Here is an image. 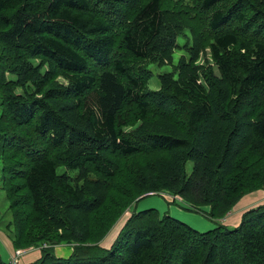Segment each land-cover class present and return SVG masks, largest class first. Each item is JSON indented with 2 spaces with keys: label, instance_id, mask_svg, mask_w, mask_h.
<instances>
[{
  "label": "trees",
  "instance_id": "1",
  "mask_svg": "<svg viewBox=\"0 0 264 264\" xmlns=\"http://www.w3.org/2000/svg\"><path fill=\"white\" fill-rule=\"evenodd\" d=\"M162 1L0 0V153L11 146L28 150L23 163L9 165L24 184L22 189L20 184L13 187L14 207H28L26 235L19 238L13 233L17 246L23 247L28 236L34 244L78 240L71 230L77 224L62 207L81 209L79 204H94L95 198L91 190L86 198L81 196L84 186L75 182L68 167L96 174L92 185L110 179L113 184L118 168L110 157L114 153L131 157L151 150H181L174 167L142 179L138 196L164 191L212 219L223 217L222 210L233 209L260 182L248 155L264 154V0H229L223 8L224 0L202 1L205 9L215 7L209 21L214 30L210 46L221 74V100L216 96L219 90L210 92V82L188 68L159 75L161 88L167 73L172 75L166 93L146 90L153 71L149 66V75L138 74L132 62L142 60L148 66L162 56L156 52L168 22ZM125 6H135L136 12L132 19L125 16L120 27L122 47L132 56L123 61L113 51L117 41L107 15L122 12ZM102 7L106 14H101ZM186 30L190 32L185 28L179 34L174 29L175 42ZM188 39L193 48L192 31ZM174 50L175 46L171 58ZM59 77L66 85L61 80L54 84ZM63 93L77 103L75 117L54 104ZM167 99L183 107L186 135L143 127L140 133L126 130L131 123L123 116L128 101L135 104L139 122L157 112L167 113ZM238 122L247 131L241 151V140L233 141ZM21 126H29L41 142L46 138L51 150L32 147L24 136L20 143L12 135L19 136L16 129ZM21 164L23 168L17 169ZM61 166L65 172L59 171ZM4 171H9L6 165L0 189L7 193ZM23 190L27 196H19ZM169 213L161 216L156 208L137 212L135 220L149 216L154 222L142 221L136 227L128 223L110 247L90 245L86 253L76 249L70 257H57L50 247H43L42 258L34 264H264V204L244 212L238 225L219 223L205 232ZM13 221L16 226L15 217ZM0 264L8 263L0 258Z\"/></svg>",
  "mask_w": 264,
  "mask_h": 264
},
{
  "label": "rangeland",
  "instance_id": "2",
  "mask_svg": "<svg viewBox=\"0 0 264 264\" xmlns=\"http://www.w3.org/2000/svg\"><path fill=\"white\" fill-rule=\"evenodd\" d=\"M202 1L203 0L162 1L163 14L165 13L167 15L168 20L165 26H163V35L157 41L159 49L156 50V52H161L162 56L161 58H157L160 55L158 54V56L155 57L157 59L153 58L154 60H156L155 64H149L148 66L142 60H135L132 62V64L134 65V69L139 71L138 74H145L146 76L149 75V73H147V69L149 66L151 67L153 75H151L148 80L146 90L157 93H161V91H163L164 93H166L167 88L170 84V79L168 78L172 75L167 73V79L165 81L164 88L160 87L161 77H159V75L161 76L163 75V72L165 74L166 71L170 70L174 75V71L177 72L179 69L183 71L188 68L189 72L194 71L195 73L200 75V77L204 81H209V91L211 92V90L213 89L214 91L215 89L219 90L220 93H216V96H218L220 100L223 99L222 87L220 85L221 74L212 57L210 46L211 37H214V30L209 25V21L212 13L215 11V7H213L212 9H205V7L202 5ZM224 1V4L221 5L222 8L228 6L229 0ZM134 7L135 6H125L122 8V12H117L115 15L113 13H109L107 15L108 21L111 22V24L114 26L113 28L115 31V40L117 41V44L113 51L115 52L116 57L122 59L123 61L128 60L132 56L122 47V32L120 30V27L123 26V23H126L125 21H127V18L132 19L134 13L136 12V10L134 12ZM101 9V14H106L107 8L102 7ZM125 16L127 18H125ZM185 28L189 29L190 32L192 31L193 35L195 36L193 48L190 46L192 44L188 39L190 33L188 30L184 32V36L180 35V37H178L177 41L175 42V34L173 32L174 29H179L180 34ZM168 38V43H166L164 45L165 47L162 48L163 41ZM174 46L175 50L174 52H172L171 58L170 49L172 50ZM189 54L190 57L186 59L185 57H188ZM159 61H163V65H158ZM59 80L63 82V85H66V82L61 77H59L58 80L54 82V84H58ZM17 91L21 90L17 88ZM158 102L160 101L158 100ZM73 103L74 105H72ZM54 104L56 106H59L58 110L66 115H73L75 117L79 111L77 103L73 100L69 93L59 94L58 98L54 101ZM179 106V102L167 99V101H165L164 108L165 110H167V113L163 115L162 112H157V114L151 115L150 117L138 122L135 121L139 115V113L135 112L136 106L131 101H128L123 109V116L127 121H131V123L129 124V127L126 128V130L129 131V133H140L143 132L141 131L143 127L145 129L144 131H146L147 128H150L152 131H156V129H159L160 131L170 132L172 134L176 133L177 135H186L188 130V117L183 113V107L179 108ZM170 115H172V117L174 118H170ZM79 125L80 127L84 126L82 122ZM244 127H246V125L242 124V122H240L238 126H235L237 132L233 136V141L236 144L239 142V140H241L238 149L240 151L243 150L244 147L241 138L244 137L247 133V131L243 129ZM16 130H18L17 132L19 133V136H12H16L17 138H19L20 143H23V140L20 138V136H24L25 138L23 139L30 142L31 146L36 149H41V146H47L51 150V147H53L51 143L50 145L47 144L46 138H44V142H41L40 138L32 132V129L29 126H21V128H17ZM211 132L213 133V130H211ZM83 139L87 141L86 136H84ZM11 147L12 148H4L3 153H0V157L3 156L4 159L2 160L0 158V177L3 175L1 169H4L5 165L9 170L6 172L4 171L3 176L5 179V186L7 187V193H5L6 190L0 189V227H3L8 232H10L9 235L12 238L13 233H16L20 238L21 234L24 233L26 235L27 221H24V219H26L25 217L28 212V207H14L15 198L14 196H12L13 189L16 188V184H20L21 186H19L18 189H22L24 187V184L23 179L19 177L17 172L14 174L13 168L9 165L23 163L26 159L25 152L27 153L28 150L27 148L21 150L16 146ZM180 151L181 150H176V152L151 150L131 157H125L120 154L114 153L110 155V157H112V159L115 161L118 168L117 175L114 179L113 184L109 183L111 180L110 179L109 182L101 180L98 184L92 185L91 182L93 180V177H97L96 174L88 172L87 170H83L81 172L75 171L68 167L70 173H72L76 177L75 182L78 183L79 186H84V188H82V191L80 192L81 196L83 198H86V191L91 190L92 195H94L95 198L94 204L82 202L78 205V207H80L83 211L75 207L69 209L65 206L62 207L64 212L66 210L67 214L71 216L77 224L72 225L73 227L71 228V230L73 231V233L74 231H76V235H74L78 238V240H66L61 243L46 240L44 242L41 241L40 243L37 242L36 244H34L33 240H31V237L27 235L29 239H25L26 243L25 245H23V247L16 245L17 249L15 250L14 263L19 257L24 255L26 252L35 249V247H38L40 249H42L43 247H50L48 249H52L51 251H53L55 254V247H57L58 245L66 246L67 248H69V253L66 254V257H70L76 249H79L78 253H86L87 250L85 248L90 245L110 247L112 242L119 236L124 226L128 223H131L136 227L137 225H140L142 221H149L152 223L154 222L149 216L145 217L142 220H135L137 212L148 208L158 209L159 215L161 216L168 212V210L171 208L170 205H175L179 209L183 208L184 211L191 212L194 215H198V217H202L200 219L208 221L207 225L204 222L202 223L201 220H199L200 222L195 221L200 225L201 228L199 229L188 221L180 218V220H184V222L188 223L201 232L208 231L212 228L217 227L219 223H223L222 219H226V217L230 216L234 212V208L222 210L223 217L212 219L207 214L205 215L202 210H200L199 212L190 208H186V202L182 200L181 197L179 198L178 196H174L176 197V200H174L172 198L173 195L168 194L164 191H160L159 193L156 192V194H152L144 198L143 195L138 196L140 193L138 191V185L143 182L142 179L147 180L149 177H155L159 175V172L161 171L164 174L167 170L174 167ZM105 153L110 154L107 151H105ZM248 156L250 158H253L254 167L252 168V170L255 173V176L259 177L260 182L255 183V185L253 186L255 187V190L253 192H250V194L248 193L249 195L245 194L242 197V199L244 197L245 198L240 203V205L243 204L244 201H248V203L244 205L241 215L244 214L243 212H246L253 207L264 204V187L261 186L264 185V154L254 157L253 155ZM192 167L193 160H189L187 163V171L190 172L192 170ZM22 168L23 164L19 165L17 169ZM66 169V167L61 166L59 171L65 172ZM10 170H12V172ZM120 175L122 176L119 177ZM25 191L23 190V192L19 193V196H21L23 193H25L26 195L27 191ZM203 208L205 210H211L205 206H203ZM171 215L179 219V217L173 214ZM14 217L17 220L16 226L14 221L12 222V220H14ZM22 219L24 221L23 227ZM211 221H213V227H209V222ZM58 232L63 233V229L58 230Z\"/></svg>",
  "mask_w": 264,
  "mask_h": 264
},
{
  "label": "crops",
  "instance_id": "3",
  "mask_svg": "<svg viewBox=\"0 0 264 264\" xmlns=\"http://www.w3.org/2000/svg\"><path fill=\"white\" fill-rule=\"evenodd\" d=\"M243 199H241V201L234 207L233 210L234 212L230 216L226 217V219L224 218L222 219L223 223L230 226H235L240 223L243 215V214L241 215L242 210L244 208V205L248 203V201H244V203L240 205ZM170 206L171 208L168 211H170L172 214L176 215L177 217L188 221L189 223H191L192 225L196 226L199 229L201 227L195 221L200 222L199 220H201L202 223L204 222L206 223V225L208 224V221L200 219L202 217H198V215H194L191 212H186L184 211L183 208L179 209L175 205H170ZM209 225H210L209 227H213V221L209 222ZM9 233L10 232H8L5 228L0 227V258L2 260H4L8 264H34L37 261H39L40 258H42L43 256L42 249L35 247V249H32L31 251H28L24 255L19 257L14 263L15 250L17 249V246L14 239L9 235ZM68 253H69V248H67L66 246L58 245L57 247H55V254L57 255V257H66V254Z\"/></svg>",
  "mask_w": 264,
  "mask_h": 264
}]
</instances>
